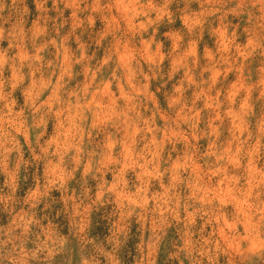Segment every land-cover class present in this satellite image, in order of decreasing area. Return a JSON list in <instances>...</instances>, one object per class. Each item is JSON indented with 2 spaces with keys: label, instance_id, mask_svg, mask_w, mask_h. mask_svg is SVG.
<instances>
[{
  "label": "clouds",
  "instance_id": "9594fccd",
  "mask_svg": "<svg viewBox=\"0 0 264 264\" xmlns=\"http://www.w3.org/2000/svg\"><path fill=\"white\" fill-rule=\"evenodd\" d=\"M0 264H264V0H0Z\"/></svg>",
  "mask_w": 264,
  "mask_h": 264
}]
</instances>
